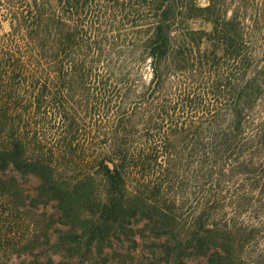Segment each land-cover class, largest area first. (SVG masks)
I'll list each match as a JSON object with an SVG mask.
<instances>
[{"label": "trees", "instance_id": "16d2710c", "mask_svg": "<svg viewBox=\"0 0 264 264\" xmlns=\"http://www.w3.org/2000/svg\"><path fill=\"white\" fill-rule=\"evenodd\" d=\"M0 22V264H264V0Z\"/></svg>", "mask_w": 264, "mask_h": 264}, {"label": "rangeland", "instance_id": "374dc122", "mask_svg": "<svg viewBox=\"0 0 264 264\" xmlns=\"http://www.w3.org/2000/svg\"><path fill=\"white\" fill-rule=\"evenodd\" d=\"M0 28H3L4 31L9 30V26L6 23H1L0 22ZM255 250H256L257 253L264 252V237L259 240V243H258L257 248ZM193 264H196V263H193Z\"/></svg>", "mask_w": 264, "mask_h": 264}]
</instances>
